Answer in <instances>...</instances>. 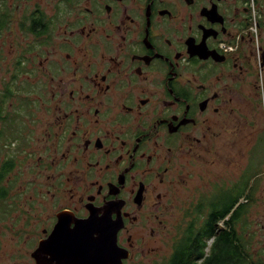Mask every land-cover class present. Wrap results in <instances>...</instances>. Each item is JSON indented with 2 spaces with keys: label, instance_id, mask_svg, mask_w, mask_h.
Masks as SVG:
<instances>
[{
  "label": "flooded vegetation",
  "instance_id": "1",
  "mask_svg": "<svg viewBox=\"0 0 264 264\" xmlns=\"http://www.w3.org/2000/svg\"><path fill=\"white\" fill-rule=\"evenodd\" d=\"M262 219L264 0H0V264H107L112 232L170 264Z\"/></svg>",
  "mask_w": 264,
  "mask_h": 264
},
{
  "label": "trees",
  "instance_id": "2",
  "mask_svg": "<svg viewBox=\"0 0 264 264\" xmlns=\"http://www.w3.org/2000/svg\"><path fill=\"white\" fill-rule=\"evenodd\" d=\"M221 219V218H220ZM253 226V223H252ZM207 237H202L201 241H195L184 247V252L179 245L175 247L170 264H264V243L261 242L260 235L252 230L249 241L237 235L233 229L219 231L216 240L213 242L209 256L204 257L205 241L212 237L214 228L210 224ZM262 237V236H261ZM205 239L203 242L202 240ZM261 248L256 249V244ZM182 252V254H181Z\"/></svg>",
  "mask_w": 264,
  "mask_h": 264
},
{
  "label": "water",
  "instance_id": "3",
  "mask_svg": "<svg viewBox=\"0 0 264 264\" xmlns=\"http://www.w3.org/2000/svg\"><path fill=\"white\" fill-rule=\"evenodd\" d=\"M115 239H116V232L107 233L105 236L101 237L100 244L103 246V249L107 254V264H112L111 257L109 256H112L114 250L115 251L117 250ZM117 264H119V262Z\"/></svg>",
  "mask_w": 264,
  "mask_h": 264
},
{
  "label": "rangeland",
  "instance_id": "4",
  "mask_svg": "<svg viewBox=\"0 0 264 264\" xmlns=\"http://www.w3.org/2000/svg\"><path fill=\"white\" fill-rule=\"evenodd\" d=\"M255 224H256V226H258V228H259V226H261V225L264 226V219H262V221L255 222ZM253 229H254V228H253ZM260 238H261V242L264 243V236H263V234H262V237L260 236ZM254 247H255V250L261 248V246H260L258 243H257L256 246H254Z\"/></svg>",
  "mask_w": 264,
  "mask_h": 264
}]
</instances>
